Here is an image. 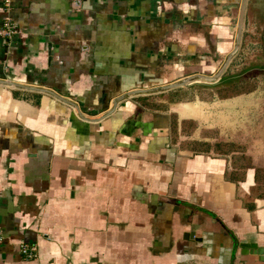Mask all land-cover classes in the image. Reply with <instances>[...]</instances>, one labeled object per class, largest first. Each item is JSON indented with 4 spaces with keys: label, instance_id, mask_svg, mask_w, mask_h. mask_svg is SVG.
<instances>
[{
    "label": "crops",
    "instance_id": "0c3cea01",
    "mask_svg": "<svg viewBox=\"0 0 264 264\" xmlns=\"http://www.w3.org/2000/svg\"><path fill=\"white\" fill-rule=\"evenodd\" d=\"M236 1L0 0V264H264L240 110L161 89L221 79Z\"/></svg>",
    "mask_w": 264,
    "mask_h": 264
},
{
    "label": "rangeland",
    "instance_id": "374dc122",
    "mask_svg": "<svg viewBox=\"0 0 264 264\" xmlns=\"http://www.w3.org/2000/svg\"><path fill=\"white\" fill-rule=\"evenodd\" d=\"M238 6L239 0L232 22L235 28ZM231 38L234 42V32ZM231 59L221 79H199L190 86V89L197 90L193 96L191 91L178 90L177 93L181 94L178 98L183 102L204 100L213 106L221 100V107L228 109L232 104L240 110L238 120H242V129L232 150L250 153L253 159L258 158L252 163L261 167L264 163L261 161L264 158V0H247L239 48ZM247 154L243 157H249Z\"/></svg>",
    "mask_w": 264,
    "mask_h": 264
},
{
    "label": "water",
    "instance_id": "95a60500",
    "mask_svg": "<svg viewBox=\"0 0 264 264\" xmlns=\"http://www.w3.org/2000/svg\"><path fill=\"white\" fill-rule=\"evenodd\" d=\"M246 4H247V0H240L238 16H237V24H236L235 45L233 47V50L227 56V60H229L231 58V56L236 52V50L239 47V42H240L241 32H242V26H243V22H244V14H245V9H246ZM196 79H203V80H207V81H212V80H214V77L196 75L194 77H188V78H185L184 80H180V81L173 82L171 84L162 86L161 89L166 90V89H170V88L185 86L188 83H191V81L196 80ZM245 247H248V246H245ZM263 252H264V250H263Z\"/></svg>",
    "mask_w": 264,
    "mask_h": 264
},
{
    "label": "built area",
    "instance_id": "2783aa9c",
    "mask_svg": "<svg viewBox=\"0 0 264 264\" xmlns=\"http://www.w3.org/2000/svg\"><path fill=\"white\" fill-rule=\"evenodd\" d=\"M10 4V0H3L4 7L8 8ZM17 33V28L11 17L5 16L2 20V24L0 26V36L5 39L11 38L14 34ZM34 245L24 244L21 246V251L25 257V259H31L34 256Z\"/></svg>",
    "mask_w": 264,
    "mask_h": 264
}]
</instances>
